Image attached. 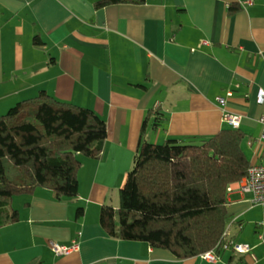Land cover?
Instances as JSON below:
<instances>
[{"label": "crops", "instance_id": "1", "mask_svg": "<svg viewBox=\"0 0 264 264\" xmlns=\"http://www.w3.org/2000/svg\"><path fill=\"white\" fill-rule=\"evenodd\" d=\"M98 1L0 0V116L46 91L94 110L108 132L102 157L82 159L77 198L14 197L0 264H264V204L250 194L228 193L227 211L232 241L251 251L217 262L112 238L100 224L102 206L120 205L143 129L150 143L208 138L232 128L225 113L240 115L245 153L263 161L264 0ZM50 242L78 249L57 256Z\"/></svg>", "mask_w": 264, "mask_h": 264}, {"label": "trees", "instance_id": "2", "mask_svg": "<svg viewBox=\"0 0 264 264\" xmlns=\"http://www.w3.org/2000/svg\"><path fill=\"white\" fill-rule=\"evenodd\" d=\"M148 1L100 0L96 7ZM144 132L119 207H101L102 228L112 238L146 242L178 259L221 253L233 240L224 235L228 187L246 177L251 165L245 134L230 128L208 138L150 143ZM107 137L106 122L94 110L46 91L1 115L0 228L18 221L12 208L18 195L44 188L58 199L77 198L82 159H100ZM83 215L78 208L77 217Z\"/></svg>", "mask_w": 264, "mask_h": 264}, {"label": "built area", "instance_id": "3", "mask_svg": "<svg viewBox=\"0 0 264 264\" xmlns=\"http://www.w3.org/2000/svg\"><path fill=\"white\" fill-rule=\"evenodd\" d=\"M250 3V1H249ZM230 95V94H229ZM220 102H224V98H219ZM259 103L264 102V91L261 90L259 94ZM223 119L227 122L233 129H239L242 123V117L240 115L225 113ZM260 123L264 128V116L260 118ZM264 138V134L262 136ZM239 192L241 194H250L252 196V203L255 205L264 204V158L263 161L258 164H251L248 174L242 180L232 183L228 187V193ZM229 228L225 231L226 236L230 237ZM50 247L52 251L57 256H65L71 254L73 251L78 249V244L74 243L72 246H62L56 242H50ZM233 250L239 254H247L251 251L249 246L243 244H237L233 241L225 242L222 246V250ZM203 258L217 262L219 260L218 254L214 251L207 252L201 255Z\"/></svg>", "mask_w": 264, "mask_h": 264}, {"label": "rangeland", "instance_id": "4", "mask_svg": "<svg viewBox=\"0 0 264 264\" xmlns=\"http://www.w3.org/2000/svg\"><path fill=\"white\" fill-rule=\"evenodd\" d=\"M6 113H8V111H7ZM246 153H247V155H248L249 157L251 156L250 150H247ZM117 199L119 200V195L117 196ZM13 200H14V199H13ZM119 202H120V201H119Z\"/></svg>", "mask_w": 264, "mask_h": 264}]
</instances>
